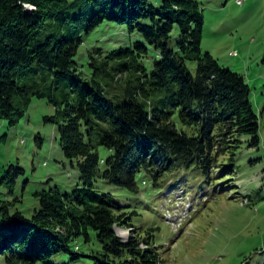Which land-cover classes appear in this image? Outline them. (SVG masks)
<instances>
[{"label":"trees","instance_id":"obj_1","mask_svg":"<svg viewBox=\"0 0 264 264\" xmlns=\"http://www.w3.org/2000/svg\"><path fill=\"white\" fill-rule=\"evenodd\" d=\"M108 24L124 27L129 44L89 51L85 72L79 51ZM204 24L199 0H0V119L15 126L47 99L55 114L45 120L79 172L72 191L36 193L31 216L11 178L14 198L0 194V259L166 264L159 229L134 225L138 213L114 191L201 192L220 184L219 169L240 170L245 143L260 146L251 88L203 51ZM117 226L135 233L124 241Z\"/></svg>","mask_w":264,"mask_h":264},{"label":"rangeland","instance_id":"obj_2","mask_svg":"<svg viewBox=\"0 0 264 264\" xmlns=\"http://www.w3.org/2000/svg\"><path fill=\"white\" fill-rule=\"evenodd\" d=\"M199 2L205 17L202 49L250 86L260 117V146L245 143L240 170L219 169L224 177L220 184L201 192L202 185L183 192L186 183L176 187L184 189L180 193L172 187L161 194L147 188L149 184L139 195L114 192L127 204L126 211L138 213L134 225L159 229L156 241L166 264H264V0ZM129 39L122 26H101L87 36L77 62L86 72L89 51L109 53L127 46ZM191 67L195 70L196 65ZM54 114L47 99H34L17 125L0 119V194L14 198L8 192L16 176V193L23 199L20 208L29 216L39 208L36 193L56 186L72 191L79 178L78 169L63 155L58 127L45 120ZM240 192V198L234 197ZM132 230L115 228L124 241L135 233ZM0 264H6L3 258Z\"/></svg>","mask_w":264,"mask_h":264},{"label":"built area","instance_id":"obj_3","mask_svg":"<svg viewBox=\"0 0 264 264\" xmlns=\"http://www.w3.org/2000/svg\"><path fill=\"white\" fill-rule=\"evenodd\" d=\"M239 4H242V1H239Z\"/></svg>","mask_w":264,"mask_h":264}]
</instances>
